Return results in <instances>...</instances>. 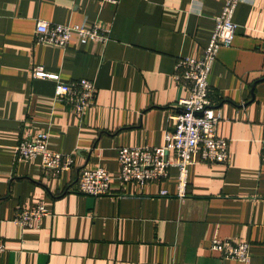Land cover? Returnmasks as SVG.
<instances>
[{"label": "crops", "instance_id": "0c3cea01", "mask_svg": "<svg viewBox=\"0 0 264 264\" xmlns=\"http://www.w3.org/2000/svg\"><path fill=\"white\" fill-rule=\"evenodd\" d=\"M223 0H0V264H264V0H241L232 43L221 47L208 85L228 141L224 163L188 168L185 195L177 169L161 182L121 184L109 194L77 190L82 168L113 177L123 146L164 144L168 115L186 89L172 79L180 56H200ZM37 20L98 23L104 43H35ZM92 80L83 114L54 98L55 82ZM46 130L51 150L74 157L71 169L44 173L39 158L14 161L20 137ZM166 189L168 195H160ZM42 200L49 215L31 227L13 221ZM213 237L250 244L247 263L209 248Z\"/></svg>", "mask_w": 264, "mask_h": 264}, {"label": "built area", "instance_id": "2783aa9c", "mask_svg": "<svg viewBox=\"0 0 264 264\" xmlns=\"http://www.w3.org/2000/svg\"><path fill=\"white\" fill-rule=\"evenodd\" d=\"M118 3L119 0H100ZM241 0H223L220 13L214 18V27L200 56H180L174 63L172 79L186 89V95L179 98L174 108L181 111L168 115L171 130L164 134V144L160 146H123L118 150L119 170L113 177L103 167L82 168L77 182V190L91 196L110 193L111 181L115 178L121 184L135 182H161L169 174V168L177 169V195L183 197L191 164L224 163L228 159V141L217 134V124L221 114L214 107L211 98L208 75L221 47L229 46L234 38L237 24L233 14ZM79 43L87 41L104 43L108 40V29L98 23L61 24L37 20L34 29L35 43L66 48L73 38ZM30 74L34 78L55 82L54 98L65 102L81 116L94 100L96 87L92 80L81 78L67 82L60 74L46 70L43 66L32 65ZM49 133L40 130L22 135L15 146L14 161L39 158L45 174L56 175L72 168L74 157L69 153L51 150L48 146ZM264 149V142H263ZM160 195H168L166 189ZM50 211L39 200L32 207L19 208L13 216L14 223L31 227ZM209 248L222 257L247 263L250 258V244L246 241L213 237ZM5 244L0 238V253Z\"/></svg>", "mask_w": 264, "mask_h": 264}, {"label": "rangeland", "instance_id": "374dc122", "mask_svg": "<svg viewBox=\"0 0 264 264\" xmlns=\"http://www.w3.org/2000/svg\"><path fill=\"white\" fill-rule=\"evenodd\" d=\"M81 193V192H80ZM83 194V193H82ZM87 195V194H86ZM91 196V195H90ZM96 197V196H95Z\"/></svg>", "mask_w": 264, "mask_h": 264}, {"label": "water", "instance_id": "95a60500", "mask_svg": "<svg viewBox=\"0 0 264 264\" xmlns=\"http://www.w3.org/2000/svg\"><path fill=\"white\" fill-rule=\"evenodd\" d=\"M179 111H181V110H179Z\"/></svg>", "mask_w": 264, "mask_h": 264}]
</instances>
